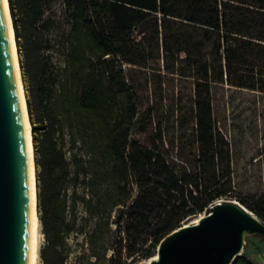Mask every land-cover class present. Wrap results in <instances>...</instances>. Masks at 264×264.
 <instances>
[{
    "label": "trees",
    "instance_id": "obj_1",
    "mask_svg": "<svg viewBox=\"0 0 264 264\" xmlns=\"http://www.w3.org/2000/svg\"><path fill=\"white\" fill-rule=\"evenodd\" d=\"M9 6L29 81L44 264H65L73 232L87 234L97 260L108 250L147 260L221 200L264 221V196L257 206L236 192L214 96L219 87L264 95V0ZM79 204L96 220L90 234L68 220Z\"/></svg>",
    "mask_w": 264,
    "mask_h": 264
},
{
    "label": "water",
    "instance_id": "obj_2",
    "mask_svg": "<svg viewBox=\"0 0 264 264\" xmlns=\"http://www.w3.org/2000/svg\"><path fill=\"white\" fill-rule=\"evenodd\" d=\"M247 235L264 237V221L235 200H222L183 224L158 247L152 264H233ZM30 185L24 114L0 0V264H29Z\"/></svg>",
    "mask_w": 264,
    "mask_h": 264
},
{
    "label": "rangeland",
    "instance_id": "obj_3",
    "mask_svg": "<svg viewBox=\"0 0 264 264\" xmlns=\"http://www.w3.org/2000/svg\"><path fill=\"white\" fill-rule=\"evenodd\" d=\"M20 60L21 57L19 55V63ZM21 71L27 98L29 95V81L22 67ZM133 73H135V76L137 72ZM214 96L216 118L221 128L225 131L231 147L236 192L253 205L258 206L261 197L264 196V95L248 90L219 87L215 90ZM67 149L66 147L67 156L70 158V153ZM67 187L69 205H71V197L74 193L72 182H68ZM38 209L41 214L39 201ZM195 218L189 219L185 224H191ZM68 220L70 222L75 221L76 229L85 226L88 234H90L96 222V220L90 218L81 204H79L74 215L73 213L69 214ZM42 234L41 250L47 245L43 227ZM244 244V249L239 257L247 258L253 264H264L263 238L260 235H247ZM62 253L65 257V264H114V262L144 264L146 261H132L126 250L123 251L122 256H113V251L108 250L106 259L97 260L92 255L87 234H78L76 232L71 234L65 249H62ZM112 256L113 262H109ZM238 264L244 263L241 261Z\"/></svg>",
    "mask_w": 264,
    "mask_h": 264
},
{
    "label": "bare ground",
    "instance_id": "obj_4",
    "mask_svg": "<svg viewBox=\"0 0 264 264\" xmlns=\"http://www.w3.org/2000/svg\"><path fill=\"white\" fill-rule=\"evenodd\" d=\"M5 14L7 18L11 51L13 55V61L16 69V77L19 87L20 98L22 102L25 134L27 143V155L29 165V185H30V253L29 264H43L41 258L42 249V223L40 219V213L38 209V186H37V166H36V154L33 140V129L28 111L27 98L25 93V86L22 77V71L19 63L18 46L16 43L15 31L13 26V20L11 16L9 0H3ZM201 216L195 218L193 223H198ZM158 259V254L147 259L144 264H152V262Z\"/></svg>",
    "mask_w": 264,
    "mask_h": 264
},
{
    "label": "built area",
    "instance_id": "obj_5",
    "mask_svg": "<svg viewBox=\"0 0 264 264\" xmlns=\"http://www.w3.org/2000/svg\"><path fill=\"white\" fill-rule=\"evenodd\" d=\"M221 201H222V200H221ZM221 201H218V202H221ZM218 202H217V203H218Z\"/></svg>",
    "mask_w": 264,
    "mask_h": 264
}]
</instances>
